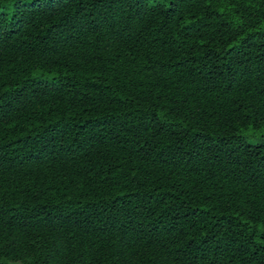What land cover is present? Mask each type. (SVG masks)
<instances>
[{
    "label": "trees",
    "instance_id": "16d2710c",
    "mask_svg": "<svg viewBox=\"0 0 264 264\" xmlns=\"http://www.w3.org/2000/svg\"><path fill=\"white\" fill-rule=\"evenodd\" d=\"M0 264H264V0H0Z\"/></svg>",
    "mask_w": 264,
    "mask_h": 264
}]
</instances>
